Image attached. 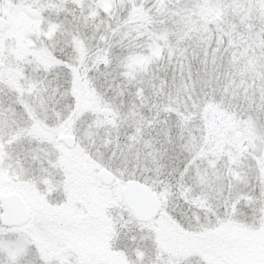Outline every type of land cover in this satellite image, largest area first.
I'll return each mask as SVG.
<instances>
[{"label":"snow or ice","instance_id":"6c2138e0","mask_svg":"<svg viewBox=\"0 0 264 264\" xmlns=\"http://www.w3.org/2000/svg\"><path fill=\"white\" fill-rule=\"evenodd\" d=\"M0 264H264V0H0Z\"/></svg>","mask_w":264,"mask_h":264}]
</instances>
